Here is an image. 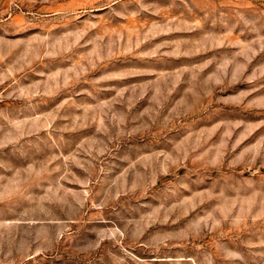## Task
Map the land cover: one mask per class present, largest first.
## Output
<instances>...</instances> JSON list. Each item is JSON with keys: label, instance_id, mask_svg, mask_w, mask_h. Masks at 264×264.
<instances>
[{"label": "rangeland", "instance_id": "rangeland-1", "mask_svg": "<svg viewBox=\"0 0 264 264\" xmlns=\"http://www.w3.org/2000/svg\"><path fill=\"white\" fill-rule=\"evenodd\" d=\"M0 264H264V0H0Z\"/></svg>", "mask_w": 264, "mask_h": 264}]
</instances>
